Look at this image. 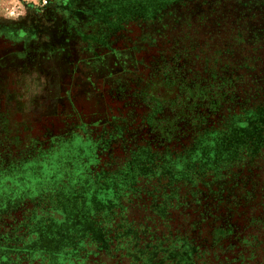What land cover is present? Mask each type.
Masks as SVG:
<instances>
[{"label":"rangeland","instance_id":"374dc122","mask_svg":"<svg viewBox=\"0 0 264 264\" xmlns=\"http://www.w3.org/2000/svg\"><path fill=\"white\" fill-rule=\"evenodd\" d=\"M68 2L70 8L59 9L55 16L46 15L47 5L41 7V0H0V264H134L131 253L135 241L130 238L136 239L138 234L134 236L130 229L154 232L157 224L147 221L149 228L139 225L144 223L142 212L126 208L129 192L138 181L172 177L180 179L174 183L177 186L194 182L195 188L204 192L222 183L230 189V182L243 179L249 155L258 154L264 140L260 142L264 136V110L246 112L229 121L224 130L219 124L214 126L217 130L203 133L188 153L180 144H170V150H161L164 155H152L155 163L151 172L140 167L144 150L150 151L143 147L150 145L154 152L160 151L149 143V130L139 121L159 108L142 100L136 103L130 99L127 104L128 98H120V89L132 92L138 87V82L132 80L140 77L144 79L142 88L153 87V92H160L164 99L172 95V90L164 91L162 75L148 83L145 66L155 62L161 53L168 56L162 52L167 45L160 35L161 27L166 20L179 18L187 8L194 15L190 22L195 27V14L201 10L222 11V37L234 54L225 56L230 62L238 59L242 65L239 72L243 82L238 87L244 91L255 86L264 89V0ZM173 13L176 14L169 17ZM217 17L214 14L208 19ZM32 18L41 21L37 23L36 43H31V33L21 39L20 31L25 26L15 25L30 23ZM49 21L53 29L46 26ZM52 33H58L56 45L64 52L55 53L47 65L43 60L48 45L45 37ZM236 36L241 39L235 41ZM28 49L42 52L30 53ZM252 57L255 60L251 62L244 59ZM31 60L37 68L33 75ZM139 60L144 67H139ZM244 62L252 65L260 78H253ZM196 67L195 71H204ZM46 68L52 89L44 88ZM184 71H173L175 83L180 74H186ZM228 76L233 86L238 85L230 73ZM9 88L16 92L10 93ZM50 95L54 99L48 101ZM17 96L22 99L17 100ZM263 99L255 101L263 103ZM6 115L9 122L5 121ZM164 146L161 144L160 149ZM37 147L42 149L36 158L23 161ZM113 162L123 170L102 173L113 168ZM239 170L242 172L234 178L233 173ZM170 184L174 185L173 181ZM229 189L223 195L230 194ZM190 190L179 193L187 195ZM158 195L168 198L162 191ZM121 206L125 209L121 210ZM159 213L163 218L168 214L165 209ZM94 223L102 229L101 234ZM86 233L98 234L103 242L93 243L92 236Z\"/></svg>","mask_w":264,"mask_h":264},{"label":"trees","instance_id":"16d2710c","mask_svg":"<svg viewBox=\"0 0 264 264\" xmlns=\"http://www.w3.org/2000/svg\"><path fill=\"white\" fill-rule=\"evenodd\" d=\"M175 14L169 15V17H173ZM214 14L215 16L219 15L216 20L208 19ZM195 15L197 16L196 27L190 22L194 15L188 8L179 14V18L177 17L173 21L166 20V23L161 27L163 33L160 35L163 36V41H166L167 45L162 52L169 53L168 56L161 53L155 62H151L147 66L142 60L137 63L139 67L145 66L149 71L148 83L151 79L153 83L158 75H162L165 82L164 91L172 90L173 96L164 99L160 97V92H153V87L142 88L141 85L144 82L142 77L132 80L138 82V87L132 92H129L131 90L128 88L120 89L122 92L120 98H128L127 104L130 103V99L136 103H141L140 100H142L149 105L151 102L159 108L157 111L155 110L157 113L152 111L139 121L145 124L149 130L148 135L151 136L149 143L159 148L161 152H154V147H150V145L145 148L142 146L143 149H150V151L144 150L145 158H143L140 167H146L151 172L155 163L152 161V155H164L162 151H167L170 144L174 146L180 144L183 152L188 153L193 148L195 140H198L203 133L217 130V127L214 126L221 124V129L224 130L234 117L246 112L264 110V99L263 103L260 100L255 101L256 98H264V89L260 86L249 87L246 91L240 89L243 74H240L239 71L242 65H239L238 59L230 62L225 56L234 57V54L228 48L226 39L222 37L225 32L224 26L220 22L222 11L207 8ZM1 24L3 23H0L2 27ZM161 29L159 28L160 31H162ZM6 31H10V29H6ZM237 35H240L239 31ZM195 36L197 39L194 40ZM203 37L206 38L202 39ZM240 39L238 36L235 37V41ZM244 59L248 62L255 60L254 57ZM196 66L204 71L200 73L195 71ZM243 66L251 71L253 78H260L252 65L244 62ZM171 68H173L172 72ZM152 70L153 73H151ZM181 70H186L184 73L190 74H180L179 82L175 83L177 78L174 74L177 71L180 73ZM173 71L176 72L173 73ZM228 73L238 85L233 86ZM155 114H163L164 117L155 118ZM5 121L9 122L7 115ZM263 138L264 136H261L260 142ZM87 139L99 145L98 141L96 142L90 137ZM263 143L264 140L259 146L258 154L255 152L254 156L249 155V165L245 164V169L242 170L244 171L243 179L239 182H230L228 184L231 185L230 189L228 186L225 188L226 183H222L219 187L215 186L217 189L208 188L204 192V190L196 189L197 185L194 182L177 186L175 182L180 179L174 180L172 177H169L168 180L167 177L165 180L164 177H161L159 180L138 181L139 184L133 186L134 188L129 192L126 208L129 211L136 208L139 210V214L142 212L141 220L145 224L139 225L148 227L147 221L157 224L154 226V232L144 233L145 228L143 230L130 229L134 236L138 234L136 239L130 238L132 242L135 241L131 253L133 263L264 264ZM161 144L165 145L164 149H160ZM41 149L37 147L31 152L32 156L24 158L23 161L33 160ZM133 155L127 160L129 161ZM111 165L113 168L103 170L102 173L111 174L123 170L117 162H113ZM242 171L233 173L234 178ZM172 181L173 184L175 183L174 185L170 184ZM188 188H192L188 192L189 194L179 193ZM226 189L232 192L223 195L222 192ZM235 189L237 190L234 191ZM159 191L167 193L168 198H159ZM236 192H241V195H237ZM120 208L124 210L125 206ZM160 209H165L168 212L166 218H163L160 213L158 214ZM159 227L160 229H158ZM96 229L101 234L102 229L97 226ZM123 233L125 234V232ZM87 234L92 236L93 243L103 242L102 237H99L98 234L97 236L93 233ZM85 238L89 237L85 236ZM85 238L83 239L84 244ZM139 240L143 243H137ZM69 248L73 249L71 246Z\"/></svg>","mask_w":264,"mask_h":264},{"label":"crops","instance_id":"0c3cea01","mask_svg":"<svg viewBox=\"0 0 264 264\" xmlns=\"http://www.w3.org/2000/svg\"><path fill=\"white\" fill-rule=\"evenodd\" d=\"M23 22V21H22ZM26 24L28 23V22H25ZM25 23H17V24H15V25H19V26H24L25 25ZM21 24V25H20ZM57 35H58V33H52V35H47L46 37H45V41H46V43H48V45L45 47L46 49H45V52H46V56L43 58V60H44V62L48 65V63H47V61L50 59V60H53V57H54V54L55 53H58L57 51H55L56 49H55V47H56V44L59 42V39H57ZM39 37V36H38ZM31 38V40L33 39V38H35L34 36L32 37H30ZM58 41V42H57ZM57 42V43H56ZM60 49V48H59ZM58 49V50H59ZM22 51L21 50H19V53H21ZM39 52H42V50H40ZM62 52V51H61ZM30 73H32V75L33 74H35V73H37V70H35V69H37V68H35V66H34V61H32L31 60V65H30ZM43 77H44V79L42 78V81L45 83V86H44V88L45 89H47L48 88V86H50L49 88H51L52 89V78H51V75H49V72H48V68H46L44 71H43ZM51 73V72H50ZM51 84V85H50ZM10 90H9V92L11 93V92H16V91H14L15 89H11V88H9ZM20 90V89H19ZM47 94L49 95V91H47ZM22 99V97L21 96H17V100H21ZM54 98L53 97H51V95L49 96V97H47V100L49 101V100H53ZM12 102L10 101L8 104L10 105ZM13 106H14V108H16L15 106H16V100L14 101V103H13ZM13 112H15V110H13ZM19 113H20V111H18ZM15 115H16V113H15ZM26 121H34L35 119H31V118H26L25 119Z\"/></svg>","mask_w":264,"mask_h":264},{"label":"flooded vegetation","instance_id":"af4514ba","mask_svg":"<svg viewBox=\"0 0 264 264\" xmlns=\"http://www.w3.org/2000/svg\"><path fill=\"white\" fill-rule=\"evenodd\" d=\"M68 1L69 0H63L62 2L60 0H50V2H48V5H47V7L45 9L46 15L49 14V15H55L56 16L59 13L58 12L59 9L62 8L63 10H65L67 8H70L69 7L70 4H68L69 3ZM30 20H31V22L30 23H27V24L25 23V25H24L25 28L20 31L21 32V35H20L21 36L20 37L21 39H22V37H26L29 33H31L32 35H34V37H37L38 34H39V27H38V24L37 23H39L41 21H39L38 18H32ZM45 24H46L47 27L53 29V25L51 24V21H49V23H45ZM41 25H42V23L39 24V26H41ZM63 42H66V40L63 41ZM31 43H36V38H33L31 40ZM32 46H35V44H33ZM59 47H60L59 45H56V47H55L56 50L55 51H57V52H59V51L64 52L63 49L62 50H58ZM36 50L35 49H33V50L28 49V51L30 53L38 54L39 53V50L38 51H36Z\"/></svg>","mask_w":264,"mask_h":264},{"label":"built area","instance_id":"2783aa9c","mask_svg":"<svg viewBox=\"0 0 264 264\" xmlns=\"http://www.w3.org/2000/svg\"><path fill=\"white\" fill-rule=\"evenodd\" d=\"M41 2H42L41 7H44V6L48 5V2L49 1L48 0H41ZM31 6L34 7L35 6V3H34V5L32 4Z\"/></svg>","mask_w":264,"mask_h":264}]
</instances>
